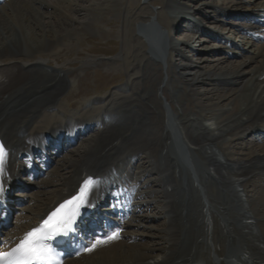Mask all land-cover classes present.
Segmentation results:
<instances>
[{
  "label": "bare ground",
  "instance_id": "bare-ground-1",
  "mask_svg": "<svg viewBox=\"0 0 264 264\" xmlns=\"http://www.w3.org/2000/svg\"><path fill=\"white\" fill-rule=\"evenodd\" d=\"M82 1L86 0L0 4V141L8 149L0 197H8L27 165L19 158L22 152L37 149L53 136L82 139L79 148H64L68 157H61L60 167L66 170L58 169L54 181L42 182L52 191L28 195L34 206L15 219L10 238L35 226L91 177L95 188L88 203L102 202L114 187L137 210L123 225L133 230L122 229L120 239L99 244L87 256L63 264H264V142L256 145L252 139L242 148L246 139L239 135L255 132L258 139L264 138V43L253 40L264 36V8L257 11L262 7L255 0H163L171 10L165 16L137 3L126 15V32L139 42L133 48L137 53L124 57L120 53L113 59L82 57L77 68L116 67L122 58L128 70L139 69L134 73H139L136 82L124 83L116 92L118 99L89 114L73 120L65 112L62 117L42 114L39 120L77 75L70 68L49 66L42 58L64 33L56 24L61 18L74 20L81 31L92 32L105 13L121 12L125 3L100 0L82 6ZM155 1L144 0V4ZM44 7L53 13H44ZM71 12L82 13L81 19ZM235 19L245 22L242 28L233 23ZM156 20L169 24L171 34L181 22L208 24L202 36L210 43L202 51L219 58L202 66L205 60L199 51L195 61L185 64L166 57L171 51L176 59L186 58L177 42L184 38L166 35ZM135 26L148 42L134 34ZM225 26L236 32V41L227 43V50L221 45L227 36L213 37L208 29ZM98 30L107 36V31ZM203 37H197V46ZM233 57L244 59L224 66ZM202 85L208 88H197ZM128 91H132L129 96ZM78 95L66 97L70 107L80 108L69 100ZM160 218L162 227L149 222ZM143 237L148 241H141Z\"/></svg>",
  "mask_w": 264,
  "mask_h": 264
},
{
  "label": "rangeland",
  "instance_id": "rangeland-1",
  "mask_svg": "<svg viewBox=\"0 0 264 264\" xmlns=\"http://www.w3.org/2000/svg\"><path fill=\"white\" fill-rule=\"evenodd\" d=\"M98 1H100V0H86V1L80 2L79 4H82V6H87L89 4L96 3ZM123 1H125V3L123 4V8H122L121 12L109 11V12L105 13L103 18L101 20H99L100 23L97 24L98 26L97 25L93 26L92 32L81 31V29L79 28L80 25L78 24V22H76L74 20L71 21V20H66V19L61 18L59 21L60 23H58L60 26L59 25L57 26V24H56V27H57L56 29L60 28V32L64 31V33L61 35L59 42L56 43L57 46L55 45L54 47L50 48L49 50H45L44 51L45 54L42 55V58L47 61L49 66L59 65V66L65 67V68H70L71 70H76L77 75L73 79L70 80L69 85L62 92L63 94H61L56 99L54 106L51 109L45 110L44 111L45 113L43 112L39 115V120L42 119V117H43L42 114H54L56 116H58V114H59V117H62L61 112L62 113L65 112L67 114V119H74V117H77L79 115L89 114V112L90 113L92 112L91 110L99 108V107L102 108L104 105L108 104L111 100L118 99V97H120V96H118L116 92H118L122 88V85L124 83H126L127 81L130 82L133 79L136 82L137 79L135 77L138 76L139 73H137L135 75H134V73L137 72L139 69L136 68L137 71H135V69L134 70H131V69L128 70V66H127V64L123 63L124 59H122V58L119 59L118 64L116 63V65H120L121 67L116 66V67L105 68V67L99 66V67H86L84 69L77 70V68L81 64V61L85 57L113 59L117 55H119L120 53H121L122 57H124L126 55V53H130V54L135 55L136 50L133 48L135 46H137L139 44V42L137 40H133V38L131 36H129L126 32L127 31V17H126V15L128 14V11H127V10H129L128 8H130L132 6L135 7L138 3L139 5L142 4L143 6L147 7L148 10H150L151 12H154V13L161 12L165 16H169V14H171V10L167 9V7L163 3V0H156V1L154 0L155 1L154 4L152 2H148V3L144 4L145 3L144 0H137V2H136V0H122V2ZM241 1L245 2V3H250L253 0H241ZM263 2H264V0H255V3L259 7H262L260 9H257V11L261 10V12H262V9L264 8V6H262ZM135 11H136V9H135ZM43 12L44 13L47 12L50 14V13H53V10H52V8L44 7ZM71 14H72V16L79 18V19H81V17H82V13L80 14L79 12L78 13L77 12H71ZM193 20H194V18H193ZM44 21L47 22L48 19L45 17ZM155 23L157 24V26L161 30H163L165 32L166 35H168L169 30H170L169 24H165L163 26L157 20L155 21ZM233 23L237 24L238 28H241V27H243L242 25L245 22L242 19H235L233 21ZM180 24H182V22ZM206 25L208 26V24H206ZM206 25H204V27H207ZM98 28L107 31L108 32L107 36H102L101 32H99L100 30H98ZM68 29H69V31H72V33H70L71 35H69V34L67 35ZM208 29H209V32H211L213 34V37L217 36L220 33H223L227 36V40L221 44L223 50H227V48H226L227 43H233L234 41H236L233 39V38L236 39V37H235L236 32L233 31V29L230 28L229 26H225V27H221V28L209 27ZM187 30L188 29H184L183 32H184V36H187L188 41H185V43L188 46V45L192 44V34H189ZM134 34L136 36L139 35V36H137L139 38V40L143 41L145 39L144 41L148 42L146 37H143L144 39H142V37H141L142 35L137 31L136 26H135V33ZM169 34H171V33H169ZM171 36H172V34H171ZM253 37H255V36H253ZM203 39H204V41L201 43V45H199V46H197V44L193 45L194 46V53H192L193 56H187L186 58H179L178 57L176 59L173 55L174 53H172L171 51H168L167 52L168 54L166 53V57L171 58L175 62L177 61L181 64H185V63H187L188 60L195 61L194 55L198 54V53H196V51H199L200 57H203L204 58L203 60H205L201 65L202 66L212 65V63H215L217 61V59L219 58V54L206 53V52L202 51V49H204L206 47V45H208L210 43V42L207 43L209 39L206 36L203 37ZM215 43L219 44V42H215ZM60 47L62 48V50L65 48V50H63L62 52H59L58 49ZM126 47H127V49H126ZM186 49H188V47L186 48V46H185L184 50L186 51ZM82 57H83V59H82ZM242 59H244V58L243 57H233L231 59L229 58L228 62L224 63V66L227 64H235V65L239 64L243 61ZM223 86L224 85H218L217 88H221ZM197 88L200 90H203L204 88H208V87H206V85H202V86H199ZM75 92H77V93H75ZM69 94H80L73 99H69V100H73V102H76L78 104V106H80L79 109L70 107L68 105V103H67L68 98H66V97ZM125 94H127L129 96V94H132V91H128ZM158 112L161 115L163 113V110L161 111V108L159 107ZM98 118L100 119V117H98ZM239 135L244 136L246 139L241 144L242 148H245V146L248 145V142L252 141V139L253 140L256 139L255 140V142L257 143L256 145H261L264 142V138L260 137L258 139V137H257L258 133H255V132H248L246 134H239ZM81 144H82V141H79L75 146L70 147V149L71 148H72L71 150L77 149V148H79V146ZM64 151H66V150H64ZM236 152H242V150H239ZM62 157L63 158L68 157V153H65ZM60 165L62 166V161H61V159H58L56 161V163L53 165V167L51 168V170L48 172L47 176L45 178L41 179L40 181H38L37 183H35L37 188L33 191H30L29 194H35V192L38 193L39 191L46 190V189H47L46 190L47 192H51L52 191L51 187L50 186L44 187V185H42V182L47 183L50 181H54L57 178L55 172L58 169L61 172L66 170L63 167H60ZM51 172H52V174H51ZM53 176H54V178H53ZM47 185H49V183ZM30 206L32 208L34 206V204L31 202V200H29V203L26 207L28 209H30ZM26 207H25V209H26ZM154 213L158 214L161 217L160 212H158L157 210H154ZM22 214H28V211L26 212L24 210L22 212ZM16 217H18V216L15 215L14 220L16 219ZM149 222L154 227H162L163 226V222H162L161 218L158 219L157 221L153 222V223H151V221H149ZM15 223L16 222L13 221V227L14 228H15ZM127 230L132 231L133 228L129 227V228H127ZM148 238L149 237H143L140 240L141 241H143V240L148 241ZM87 254H89V253H87ZM87 254H85L84 256H87Z\"/></svg>",
  "mask_w": 264,
  "mask_h": 264
},
{
  "label": "snow or ice",
  "instance_id": "snow-or-ice-1",
  "mask_svg": "<svg viewBox=\"0 0 264 264\" xmlns=\"http://www.w3.org/2000/svg\"><path fill=\"white\" fill-rule=\"evenodd\" d=\"M3 154V146L0 145V161L3 159ZM94 183V179L89 177L84 182L80 194L66 200L59 208L50 213L40 226L28 231L11 252L0 253V260L7 257V264H53L56 260V253L47 241L67 235L69 231L73 230L74 217L86 203L87 192L91 190ZM116 238H118V233L114 232L103 240L97 239L84 250L91 251L97 245Z\"/></svg>",
  "mask_w": 264,
  "mask_h": 264
}]
</instances>
